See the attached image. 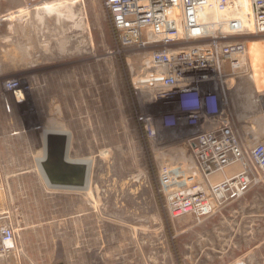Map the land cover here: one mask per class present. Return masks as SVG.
<instances>
[{
	"label": "rangeland",
	"instance_id": "1",
	"mask_svg": "<svg viewBox=\"0 0 264 264\" xmlns=\"http://www.w3.org/2000/svg\"><path fill=\"white\" fill-rule=\"evenodd\" d=\"M48 1L0 0V226L11 222L17 233L0 263L264 264V182L209 224L166 218L155 193L161 153L138 128V104L156 90L134 83L136 101L126 67L127 58L134 75L147 56L116 47L103 0H66L63 18L39 9ZM236 40L246 49L227 80L230 105L251 147L264 141L253 105L264 94V35ZM12 80L21 82L22 101L6 89ZM220 221L232 229L224 256L222 237L204 233Z\"/></svg>",
	"mask_w": 264,
	"mask_h": 264
},
{
	"label": "built area",
	"instance_id": "2",
	"mask_svg": "<svg viewBox=\"0 0 264 264\" xmlns=\"http://www.w3.org/2000/svg\"><path fill=\"white\" fill-rule=\"evenodd\" d=\"M249 3L251 29L242 36L264 35V0ZM215 4L219 12H225L232 0H216ZM206 6V0H103L113 42L125 57L144 51L152 54L146 63L133 68L134 75L126 58L135 100L138 92L134 83L165 89L160 92L162 111L137 103L140 133L161 153L155 175L160 210L170 220L191 217L197 223L264 182V141L250 147L239 134L226 84L242 67L245 43L231 41L241 37L233 35L240 33V24L230 20L229 33L204 34L196 14ZM20 83L8 81L7 91L23 94ZM262 95L253 105L264 122ZM158 128L164 132L160 140L166 141H158ZM170 148L173 155H168ZM235 165L241 169L219 182L211 181V176ZM16 241L11 222L0 226V254L13 251Z\"/></svg>",
	"mask_w": 264,
	"mask_h": 264
},
{
	"label": "bare ground",
	"instance_id": "3",
	"mask_svg": "<svg viewBox=\"0 0 264 264\" xmlns=\"http://www.w3.org/2000/svg\"><path fill=\"white\" fill-rule=\"evenodd\" d=\"M72 2H74V1L72 0ZM206 2H207V6L203 10L198 11L197 14H196L197 15V22H198L199 26H201L200 31L203 32L204 34H212V33L215 34V32H217L216 29H221L222 31H226L227 32L229 30L228 26H229V21L230 20L238 21L239 24H240V29L238 30V31H240V33L233 34V35L242 36L243 32L248 31L249 29H251L252 21H251L250 13H249V11H251L249 0H236V4L234 6L231 5L232 7H230L225 12H219L218 11L217 6L215 4L216 0H206ZM39 9H42L45 12V14H47V15L48 14L49 15L55 14V15H57L59 17H62L63 12L67 11L68 9H70V7H69V5H67L66 0H53V1H48V2L43 3L40 6ZM116 15L119 16L120 12H117ZM68 17L69 16H67V18ZM71 17L72 16H70L69 18H71ZM260 47H262V46H260ZM136 53L139 54V55L140 54L146 55L148 60L150 59V57L152 55L148 51L136 52ZM132 59H134V58H132ZM136 60L138 62V59H136ZM136 60L134 59V61H136ZM132 64H133V61H132ZM253 79H254V77H253ZM258 81H261V80L258 79ZM227 82L228 81H226L227 87H228V89H230L231 88V84H228ZM144 90H145L144 88H143L142 91L140 90L141 94H142V92L144 93ZM163 91H165V89L159 88L158 90H156L153 93L152 98L150 97L151 98L150 103H148L147 105H144V107H146V106H154L153 108H155L158 112L162 111V107L161 106H162L163 98L160 95V92H163ZM12 95L14 96L15 99H18V101H22L21 97H23V94H21L20 91H16ZM141 97L144 98V95L142 94ZM250 98H252V97H250ZM148 112H149V110H148ZM147 117L148 116H145L144 118H147ZM156 132L158 133V136L162 135V133H163V131L160 128H158L156 130ZM240 169H241V165L232 166V168L225 169L220 174H216V175L211 176V181L213 183L219 182L225 176H231L232 174H234L235 172L239 171ZM225 171H227L228 174L222 176V174ZM1 248H2V246L0 245V250H1ZM8 255H11V253L0 254L1 257H8Z\"/></svg>",
	"mask_w": 264,
	"mask_h": 264
},
{
	"label": "crops",
	"instance_id": "4",
	"mask_svg": "<svg viewBox=\"0 0 264 264\" xmlns=\"http://www.w3.org/2000/svg\"><path fill=\"white\" fill-rule=\"evenodd\" d=\"M14 97V96H13ZM15 99V98H14ZM16 100V99H15ZM224 175H226V173L224 172L223 174H222V176H224ZM2 204V205H1ZM4 204L2 203V200H1V202H0V206H3ZM21 223H22V226L20 227L21 229H20V231L21 232H23L22 233V237H23V239H22V244L24 245V248H26V243L29 241V239L28 238H30V236L29 235H27L26 236V233H28L27 231L29 230L28 229V227L26 226V222H25V220L23 221H21ZM209 223H211L210 222V220H206V221H204V223L203 224H209ZM214 223H216V222H214ZM217 224L218 225H215V224H211V226H210V230H212V229H214V228H218V226L220 227V228H218V230L216 231V230H212V231H210L209 229V231L211 232L210 234H207L208 233V230L206 231V232H204L205 233V235H206V237H209V235H210V237L212 236V232H214V234H217L218 236H221L222 238H221V241H222V243L220 244V247H218L219 248V250H221L222 252L221 253H219V254H222L223 256L227 253V252H229V250H230V248L232 247L231 246V244H232V229H231V226L230 225H228V226H226L225 224H226V222L225 221H220V222H217ZM206 226V225H205ZM222 226V227H221ZM222 228V229H221ZM9 256H12V255H9ZM0 258H7V257H1L0 256ZM3 260H5V259H3ZM199 262V261H198ZM201 262V261H200ZM0 264H2V262L0 263ZM4 264V263H3ZM7 264V263H6Z\"/></svg>",
	"mask_w": 264,
	"mask_h": 264
}]
</instances>
